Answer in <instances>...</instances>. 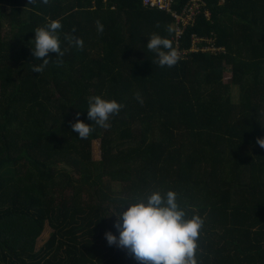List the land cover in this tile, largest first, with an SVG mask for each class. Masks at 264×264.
Listing matches in <instances>:
<instances>
[{"label": "trees", "instance_id": "trees-1", "mask_svg": "<svg viewBox=\"0 0 264 264\" xmlns=\"http://www.w3.org/2000/svg\"><path fill=\"white\" fill-rule=\"evenodd\" d=\"M204 1L211 17L200 13L180 48L197 34L224 50L161 67L146 45L158 34L176 48L174 18L163 9L141 0H0V264H139L104 233L118 236L120 198L157 189L175 191L189 217H202L197 264H264V149L256 143L264 137V0ZM51 20L62 24L67 50L50 53L36 73L34 31ZM92 96L122 105L110 128L88 119ZM77 119L94 128L87 139L71 129ZM45 223L53 231L36 250Z\"/></svg>", "mask_w": 264, "mask_h": 264}, {"label": "clouds", "instance_id": "clouds-1", "mask_svg": "<svg viewBox=\"0 0 264 264\" xmlns=\"http://www.w3.org/2000/svg\"><path fill=\"white\" fill-rule=\"evenodd\" d=\"M41 2L48 4L49 0ZM27 3L35 5L37 0H27ZM96 25L97 31L102 33L104 27L100 21H96ZM61 28L59 20H51L46 27L34 31L32 55L42 63L33 65L32 71L43 72L50 63V53H55L56 57L64 56L67 49H61L60 37L57 35ZM72 31L75 32V28ZM64 38L69 45L83 48L81 38L70 34H65ZM146 46L156 53V62L161 67H173L181 59L172 41L158 34H152ZM54 63L60 66L63 60L56 59ZM136 99L143 104L139 92L136 93ZM88 105V119L104 129L110 128V117L118 114L122 108L116 100H107L100 96L90 97ZM70 126L81 139H87L94 131L90 124L79 119L74 123L70 122ZM256 143L264 149V137H257ZM177 195L173 190L162 192L157 189L133 197L132 200L120 198L119 211L112 214L116 217L113 227L118 230V236L106 231L104 236L108 245L125 251L139 264H197L198 240L204 221L196 214L189 217L186 209L178 203Z\"/></svg>", "mask_w": 264, "mask_h": 264}, {"label": "built area", "instance_id": "built-area-1", "mask_svg": "<svg viewBox=\"0 0 264 264\" xmlns=\"http://www.w3.org/2000/svg\"><path fill=\"white\" fill-rule=\"evenodd\" d=\"M108 2V0H104ZM144 6L156 7L169 12L173 16L172 28L174 29V39L176 48L181 55L182 59H185L190 52H213L218 53L224 49L215 46V39L212 37H201L197 34L192 35L191 46L189 49H181V38L183 37L185 30L188 26H191L196 21L197 16L203 13L207 18L211 17V11L207 7L204 0H188L182 10L174 8L175 0H141ZM114 7V5H113ZM206 42L207 45L200 46V43Z\"/></svg>", "mask_w": 264, "mask_h": 264}, {"label": "rangeland", "instance_id": "rangeland-1", "mask_svg": "<svg viewBox=\"0 0 264 264\" xmlns=\"http://www.w3.org/2000/svg\"><path fill=\"white\" fill-rule=\"evenodd\" d=\"M232 101L237 102V89L236 88H233V90H232ZM92 148H93L94 160H96V161L100 160L101 159V143H100V141H98V140L94 141ZM112 188H115V190H117V189L121 188V184L115 182L112 184ZM52 231H53L52 227H50L48 223H45L43 233L40 234V236L37 238V240L35 242V249L36 250L41 248L45 244V242L49 239Z\"/></svg>", "mask_w": 264, "mask_h": 264}]
</instances>
